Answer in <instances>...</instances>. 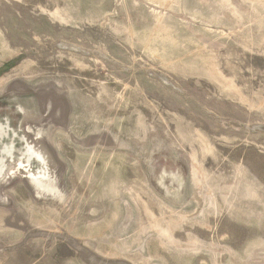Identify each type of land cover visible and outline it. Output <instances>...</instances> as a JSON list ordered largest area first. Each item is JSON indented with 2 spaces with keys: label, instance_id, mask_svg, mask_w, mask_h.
<instances>
[{
  "label": "rangeland",
  "instance_id": "obj_1",
  "mask_svg": "<svg viewBox=\"0 0 264 264\" xmlns=\"http://www.w3.org/2000/svg\"><path fill=\"white\" fill-rule=\"evenodd\" d=\"M3 117L0 264H264V0H0Z\"/></svg>",
  "mask_w": 264,
  "mask_h": 264
},
{
  "label": "bare ground",
  "instance_id": "obj_2",
  "mask_svg": "<svg viewBox=\"0 0 264 264\" xmlns=\"http://www.w3.org/2000/svg\"><path fill=\"white\" fill-rule=\"evenodd\" d=\"M2 128V126H0V129ZM2 132H0V142H1V139H2V136H1ZM5 136V135H4ZM24 142V140H23ZM27 148V147H26ZM1 153H0V177L2 176V172H3V169H4V165H3V162H4V159L5 157H8L9 159L12 158L13 156V151H12V145H9V146H5L3 145L2 149H1ZM21 158H25L26 160V164L25 165H29L30 162L34 161L38 164V162H40V159L37 155H35L33 152L31 153V151L27 148L26 150H24V153L22 154ZM21 158L19 159L18 163L19 165H22L21 163ZM24 165V164H23ZM30 166V165H29ZM31 182H32V186H39L41 184V180L39 181L38 178H35L34 175L32 174V177H31ZM47 191L48 190H51V188H48L46 189Z\"/></svg>",
  "mask_w": 264,
  "mask_h": 264
},
{
  "label": "water",
  "instance_id": "obj_3",
  "mask_svg": "<svg viewBox=\"0 0 264 264\" xmlns=\"http://www.w3.org/2000/svg\"><path fill=\"white\" fill-rule=\"evenodd\" d=\"M12 124H13V121H10L9 118H6V117H3V119H1V121H0V126H2V128L0 129V132H2V134H1L2 139L0 142V153L2 152L1 151V149H2L1 144L5 140H8L9 144L12 145V151L15 147V142H16L17 136H15L13 134V131H11L12 130L11 128L13 127ZM13 129H14V127H13ZM5 146H7V145H5ZM7 158L8 157H5L4 161Z\"/></svg>",
  "mask_w": 264,
  "mask_h": 264
}]
</instances>
